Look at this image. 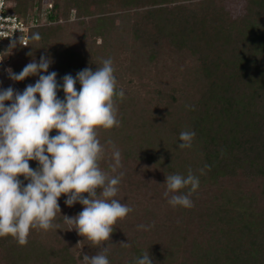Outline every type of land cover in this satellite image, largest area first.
Returning <instances> with one entry per match:
<instances>
[{
  "label": "trees",
  "instance_id": "1",
  "mask_svg": "<svg viewBox=\"0 0 264 264\" xmlns=\"http://www.w3.org/2000/svg\"><path fill=\"white\" fill-rule=\"evenodd\" d=\"M10 1L13 12L23 18H40L45 4L53 2L49 23L29 32V37L39 33L41 39H29L27 47L18 42L11 47L12 42L4 55L11 61L14 50H24L27 56L38 52L37 63L42 55L50 58L48 72L55 71L61 85L66 74L75 77L85 68L95 71L102 66L87 47L78 50L71 45L66 25L72 16L87 26L85 39L91 41L122 25L127 29L122 42L131 41L141 56L154 57L161 41L188 53L201 83V93L190 109V123L202 146V170L215 183L225 179L258 183L260 196L253 193L250 201L257 204L264 198V0H245V10L237 15L219 0ZM76 88L79 90V82ZM58 97L64 98L62 88ZM56 134L55 130L50 133ZM148 155L143 146H132L128 153L133 159ZM29 164L38 167L37 161ZM20 179L26 186L28 181ZM216 207L205 214L207 225L227 224L226 206ZM54 224L58 227L48 231L32 230L26 246L11 236L0 237L2 259L6 264H72L66 243L73 237L60 214ZM244 231L245 236L220 249L224 257H216L217 263L264 264V213L258 221L245 225ZM143 254L134 244L127 264H134ZM203 257L208 263L215 258L210 247Z\"/></svg>",
  "mask_w": 264,
  "mask_h": 264
},
{
  "label": "rangeland",
  "instance_id": "2",
  "mask_svg": "<svg viewBox=\"0 0 264 264\" xmlns=\"http://www.w3.org/2000/svg\"><path fill=\"white\" fill-rule=\"evenodd\" d=\"M219 2L233 15L245 10V0ZM47 4L53 2L49 1L45 6ZM86 27L72 16L66 25L71 45L78 50L82 46L87 47L101 64L104 59L111 58L117 89H122L125 94L122 100L118 98L115 101L120 125L110 130L100 129L98 135L105 148L104 159L100 162L102 170L111 175L124 172L115 198L133 209L126 218L117 222L111 241L105 242L110 264H127L134 244L144 253L149 252L153 264H219L216 257H224L220 249L235 243L241 235L245 236V225L260 219L264 213V198L260 197L257 204L250 201L253 193L258 198L260 196L258 183L244 179H225L215 183L209 179L201 168L203 152L197 135L190 148L177 147L181 143L180 133L193 131L190 109L201 93L200 75L194 59L166 41L160 42L154 57L147 58L134 50L131 41L126 45L122 42L123 35L127 34L122 25H116L105 37L92 41L85 39ZM37 53L27 56L24 50H14L9 68L18 74L33 59L36 60ZM38 79L30 76L17 82L9 78L7 71H0V90L11 86L22 92ZM113 145L121 153L122 167L116 173L110 171V164L114 163ZM132 146L146 147L148 159L129 157ZM189 170L199 179V187L190 197L193 206L173 207L164 196L166 176L181 174L186 177ZM188 190L185 188L182 192L187 193ZM65 200L62 195L58 201L61 217H73L82 211L83 205L76 203L69 207ZM214 206H226L227 224L207 225L205 214ZM138 225L151 227L144 230ZM66 226L73 237L66 241L72 264H82L84 254L91 256L102 251L74 229L69 230L70 225ZM209 247L215 258H210L208 263L202 258L203 251ZM1 250L0 264H6Z\"/></svg>",
  "mask_w": 264,
  "mask_h": 264
},
{
  "label": "clouds",
  "instance_id": "3",
  "mask_svg": "<svg viewBox=\"0 0 264 264\" xmlns=\"http://www.w3.org/2000/svg\"><path fill=\"white\" fill-rule=\"evenodd\" d=\"M29 39L39 41L41 36L33 33ZM51 63L42 55L38 63L33 59L18 74L7 69L13 81L37 75L39 79L22 92L11 86L0 90V237L11 236L20 246H26L32 230L57 228L54 221L58 213L61 215L58 201L63 195L67 206L83 205L78 215H63L64 222L71 226L69 230L74 229L93 247L102 249L95 255L84 254L82 264H110L105 242L111 241L117 222L133 209L115 198L124 172L111 175L102 170L105 148L98 135L100 129L120 125L115 101L125 94L122 89L117 91L111 58L104 59L95 71L89 67L75 77L66 74L62 85L55 71L48 72ZM61 88L63 99L58 97ZM53 130L57 133L54 136L50 135ZM195 135L194 130L182 131L177 147L190 148ZM113 149L110 171L116 173L122 167L121 153L115 145ZM33 160L38 162L36 169L30 167ZM21 176L28 181L26 186ZM165 184L164 196L171 206H193L190 197L198 189L199 179L191 170L186 177L166 176ZM185 188L189 189L187 193L182 192ZM149 227L138 225L144 230ZM134 264L153 261L146 251Z\"/></svg>",
  "mask_w": 264,
  "mask_h": 264
},
{
  "label": "built area",
  "instance_id": "4",
  "mask_svg": "<svg viewBox=\"0 0 264 264\" xmlns=\"http://www.w3.org/2000/svg\"><path fill=\"white\" fill-rule=\"evenodd\" d=\"M52 8L53 4H47L40 18H23L13 12L10 0H0V71L9 69L10 58L4 55L5 48L13 41L19 43L20 37L21 45H28L30 30L49 23L47 15Z\"/></svg>",
  "mask_w": 264,
  "mask_h": 264
}]
</instances>
